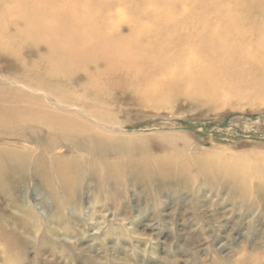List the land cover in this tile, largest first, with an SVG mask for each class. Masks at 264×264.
Returning <instances> with one entry per match:
<instances>
[{"label": "rangeland", "instance_id": "obj_1", "mask_svg": "<svg viewBox=\"0 0 264 264\" xmlns=\"http://www.w3.org/2000/svg\"><path fill=\"white\" fill-rule=\"evenodd\" d=\"M62 1L34 0L33 28L0 45V141L14 156L0 163V264H264V75L197 79L136 52L97 77L67 41ZM79 68L92 75L75 89ZM51 113L110 124L112 168L63 172L46 124L34 142L10 134L17 116Z\"/></svg>", "mask_w": 264, "mask_h": 264}, {"label": "bare ground", "instance_id": "obj_2", "mask_svg": "<svg viewBox=\"0 0 264 264\" xmlns=\"http://www.w3.org/2000/svg\"><path fill=\"white\" fill-rule=\"evenodd\" d=\"M33 1L0 0L1 46L11 44L9 42L12 41L6 38L10 34L18 38L22 30L33 28ZM62 2L64 7L59 9L57 5V9L64 23L62 28L67 41L72 50L83 53L87 62H91V70H95L97 77L107 71L102 70L101 66L105 67L107 63L111 69L113 65L119 67L121 62L130 59L132 53L136 52L143 53L141 59L136 61L163 58L176 63L178 70L193 74L197 79L210 75L213 78L228 74L243 76L251 70L264 75V0ZM156 50L163 54H144L146 51ZM91 70L79 68L70 75L75 89L81 85L74 80V76L84 75L85 79L90 80ZM57 72H51L52 80L62 78ZM28 104L22 103L21 106L25 108ZM62 105L77 110L81 108L68 101L62 102ZM17 119L14 124L19 129H11L10 134L23 143L39 140L44 133L32 126L34 122L48 126V138L41 144L46 146L45 155L62 159L61 155L67 151L69 155L65 161L70 162L65 164L63 172L68 174L74 170L83 171L87 164L97 165L88 166L90 171L100 169V166L110 168L114 165L113 162L104 159L123 150L118 145L121 138L111 133L113 127L103 121L97 123L94 118L98 125L94 124L93 128L85 126L83 129L74 125L71 115H21ZM27 128L35 132L34 136L28 138L21 133L16 134L18 130ZM9 144L7 141H0V163L3 162V165L14 163V156L8 151ZM76 154L83 155L88 162L73 159ZM4 169L0 165V177L3 176ZM108 178L116 176L108 175Z\"/></svg>", "mask_w": 264, "mask_h": 264}]
</instances>
